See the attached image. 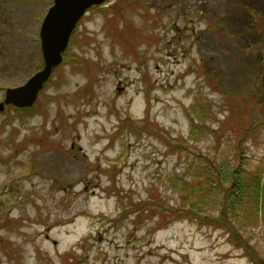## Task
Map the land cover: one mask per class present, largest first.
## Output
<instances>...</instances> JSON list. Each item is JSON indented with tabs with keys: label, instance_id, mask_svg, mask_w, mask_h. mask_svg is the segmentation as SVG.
<instances>
[{
	"label": "rangeland",
	"instance_id": "1",
	"mask_svg": "<svg viewBox=\"0 0 264 264\" xmlns=\"http://www.w3.org/2000/svg\"><path fill=\"white\" fill-rule=\"evenodd\" d=\"M52 3L0 0V102L43 67ZM250 5L264 0L86 11L31 109L0 110V264H264L261 215L234 222L236 240L169 215L178 188L204 176L192 162L264 174V43L245 29Z\"/></svg>",
	"mask_w": 264,
	"mask_h": 264
},
{
	"label": "trees",
	"instance_id": "2",
	"mask_svg": "<svg viewBox=\"0 0 264 264\" xmlns=\"http://www.w3.org/2000/svg\"><path fill=\"white\" fill-rule=\"evenodd\" d=\"M118 12L120 14L119 10ZM246 12L249 15L246 31L251 34L250 37L257 35L259 41L262 38V43H264V27L260 28L264 23L262 18L264 7L258 11L250 5L246 8ZM253 103L261 104L259 101ZM29 109L31 108H21L26 111ZM200 163L197 162V165L193 167L194 162H192L189 168L193 171L194 179H198L199 174L204 173L202 180L200 179L197 184L185 182L178 188L182 193L181 204L171 208L173 210H170L169 215L179 219H195L214 229L222 228L231 235L232 239L236 240V233V236L240 234L234 222L240 223L243 220L245 223L243 225H248L254 223L260 217L259 215L264 218V174L259 169L248 172L247 168L244 171L236 166L228 170L226 167L221 169L208 161ZM227 182H230V185L226 186ZM151 212L153 215L156 211L152 209ZM236 246L244 251L247 249L242 244Z\"/></svg>",
	"mask_w": 264,
	"mask_h": 264
},
{
	"label": "water",
	"instance_id": "3",
	"mask_svg": "<svg viewBox=\"0 0 264 264\" xmlns=\"http://www.w3.org/2000/svg\"><path fill=\"white\" fill-rule=\"evenodd\" d=\"M105 0H53L39 28L40 50L43 67L23 84L6 89L0 110L5 104L22 108L31 106L53 69L62 61L70 35L86 10Z\"/></svg>",
	"mask_w": 264,
	"mask_h": 264
}]
</instances>
